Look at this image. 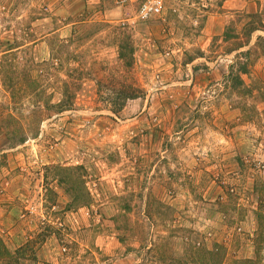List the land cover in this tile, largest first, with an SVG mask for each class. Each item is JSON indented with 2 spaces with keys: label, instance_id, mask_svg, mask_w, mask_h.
Instances as JSON below:
<instances>
[{
  "label": "rangeland",
  "instance_id": "1",
  "mask_svg": "<svg viewBox=\"0 0 264 264\" xmlns=\"http://www.w3.org/2000/svg\"><path fill=\"white\" fill-rule=\"evenodd\" d=\"M142 1L0 0V264H264V0Z\"/></svg>",
  "mask_w": 264,
  "mask_h": 264
},
{
  "label": "trees",
  "instance_id": "2",
  "mask_svg": "<svg viewBox=\"0 0 264 264\" xmlns=\"http://www.w3.org/2000/svg\"><path fill=\"white\" fill-rule=\"evenodd\" d=\"M263 46H264V44H263ZM238 81L239 82L241 81L240 78H239ZM138 91H139L138 88H133L132 91H131V93H130V96H128V97L129 98L136 97ZM35 92H36V95H42L43 96V91L41 89L37 88L35 90ZM63 95H64V98H62V100L59 101L57 103V105H55V106L53 104H49L50 102L47 99V101L45 102L44 108L49 109L48 107H54L55 111H58V112L64 111L66 109H69L70 108V105H71V101H72L71 96L70 95H65V94H63ZM47 109H46V111H48ZM29 243L30 242L28 241L25 245L20 246L17 250H14L12 252L8 251L7 248L4 246L5 247V248L3 247V249H5L4 256L7 258L5 264H9V261L10 262L11 261H15V264H23V263H25L24 261H21L20 262L19 259H21V260L24 259V256H22V255H23L24 250H26V247L29 246L28 245Z\"/></svg>",
  "mask_w": 264,
  "mask_h": 264
},
{
  "label": "built area",
  "instance_id": "3",
  "mask_svg": "<svg viewBox=\"0 0 264 264\" xmlns=\"http://www.w3.org/2000/svg\"><path fill=\"white\" fill-rule=\"evenodd\" d=\"M163 0H143L137 9L136 18L147 20L153 14H158L162 10Z\"/></svg>",
  "mask_w": 264,
  "mask_h": 264
}]
</instances>
